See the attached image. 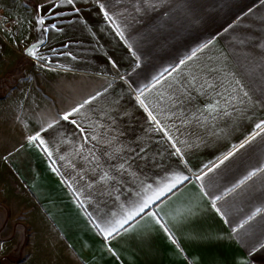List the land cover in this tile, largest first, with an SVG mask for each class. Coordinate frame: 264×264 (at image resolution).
Returning <instances> with one entry per match:
<instances>
[{"label":"crops","instance_id":"crops-1","mask_svg":"<svg viewBox=\"0 0 264 264\" xmlns=\"http://www.w3.org/2000/svg\"><path fill=\"white\" fill-rule=\"evenodd\" d=\"M100 3L121 25L123 39ZM39 4L51 6L0 0V115L9 126L0 153V264H264V215L240 228L264 208V173L226 195L264 168V131L256 128L264 121V103L256 98L264 96L257 91L252 103L229 106V115L221 111L215 119L196 118L212 97L195 92L191 102L171 108L166 123L183 141L176 145L182 156L153 130L136 99L141 89L146 103L160 100L158 89L166 99L168 84L202 67L222 70L212 74L221 92L230 90L232 74L264 78V0H76L79 13L65 4L56 9L64 15L45 17L62 29L47 33L36 23ZM8 17L20 25L2 31ZM34 44L50 62L27 55ZM161 73V84L152 87ZM94 96L69 121L60 119ZM38 131L51 157L28 141ZM176 175L190 179L150 208L175 243L151 216L137 217L130 231L107 240L95 227L120 219L133 202L152 195L149 185L161 188ZM204 192L223 197L217 207L224 215Z\"/></svg>","mask_w":264,"mask_h":264},{"label":"snow or ice","instance_id":"snow-or-ice-1","mask_svg":"<svg viewBox=\"0 0 264 264\" xmlns=\"http://www.w3.org/2000/svg\"><path fill=\"white\" fill-rule=\"evenodd\" d=\"M51 6L49 7L46 4H39L36 8L37 13V21L36 23L41 26L43 31L47 33L50 29L54 31H62L57 25V23H52L50 25L46 24L45 17L49 19H55L56 17L62 16L65 13L59 12L56 9L62 7L63 5H72L73 10L75 13H79L81 10L75 7L76 0H60V3L57 4L54 0H49ZM99 2V0H97ZM146 2V0H145ZM137 12L141 11L139 7L135 9ZM99 11H101L104 15V18L113 25L116 33L123 39L124 38V30L122 29L121 25L117 22V19L114 18L112 15L109 14V11L106 10V5L103 3L99 4ZM231 27V25H229ZM224 31H228L227 28ZM127 43V41H125ZM243 42V41H241ZM44 40L41 39L39 44H43ZM209 46L208 43H205L200 48L194 50L190 56L186 59L180 61V65H186L187 61L193 60L197 57V52H201L204 48ZM129 49H132V44H128ZM133 55L136 53L133 52ZM27 55L37 58L43 59L46 62H50L47 58L38 55L37 45H32L31 48L27 50ZM42 67L44 65H41ZM138 66V65H137ZM177 68H173L171 72H168L165 69V72H168V75L171 76L172 72H176ZM221 69H217L215 67H202L199 71L191 72L190 79H177L175 84H168V87L172 89V92L169 96L165 99L164 93L157 90V95L160 97L155 104H151V102L146 103L148 97L145 95L146 89H141L140 94L136 97L139 101L140 105L144 107L145 111L148 112V117L155 125L153 130L162 132L164 136L167 138L168 141L172 143L173 148L175 149V154L178 156H182V151L179 147H177V143H183V141H179L173 134L172 129L175 125H169L166 123L167 120L171 119V116L165 115L166 112H170L171 108H174L176 105H183L186 102H191L193 99V93H197L198 95L209 96L212 97V101L207 103L203 109H198L200 116L196 117L200 119L207 120L210 116L212 119L216 118V115L223 111L224 115H229L228 112L229 106L235 109L237 103L239 104H249L252 103V97L255 95L257 91L260 92L261 96H264V78H261L259 81L248 80L245 81L244 78H237L235 74H232V83L230 85V90L225 89L223 92L219 91L218 89L221 87L219 83H217L219 77L213 76V73L221 72ZM227 75V74H226ZM164 78V73H161L160 76L154 79L152 87L161 84V79ZM161 87H163L161 85ZM251 93V94H250ZM100 94L98 93L97 96ZM97 97H91L89 100H85L84 103L78 105L71 109V111L64 113L60 119L64 121H69L71 117L75 116L77 113L80 112L81 109L85 107V105L90 104L92 100H95ZM258 102L264 103V100H261L260 97L256 98ZM160 101H164L163 105H161ZM169 102H171V107H169ZM150 106L153 110H150ZM204 113H207L208 116H204ZM72 124L76 125L78 128L81 126L77 123L75 119H71L70 121ZM54 123H49L47 128H53ZM257 129L264 131V121H261L256 125ZM177 131L179 129H176ZM41 131H47V129H42ZM84 129L81 128V132ZM259 135V133H257ZM88 137H85L87 141ZM95 139V137H92ZM251 139H255V136L251 137ZM28 141L33 144H38L42 147L43 151L47 153L49 157L52 156V152L49 151L48 147L46 146L45 140L41 137V132H37L35 135H31L28 137ZM247 142V141H246ZM240 148L244 147V144L239 145ZM233 155V153H229L228 155L223 157V160L229 159V157ZM63 159V157H61ZM221 160V163H223ZM121 168H124V164L120 165ZM55 171V169H53ZM264 173V168H257L254 171L249 172L242 180L239 181L238 184L235 185L233 188H229L226 192L227 194H231L232 192L236 191V189L240 188L242 185H245L248 181L252 180L253 177H256L258 174ZM107 176V174H105ZM190 177L176 175L172 178V182L164 185L161 188L152 189L151 185L148 186L147 191H150L152 195H146L144 198L140 199L137 202H133L129 208L124 209V212L120 219L115 221H109L104 225L100 223H96L95 227L99 230V232L104 235L105 239L112 238L114 236H118L123 230L124 232H128L132 229L134 223H138L137 217L143 219L144 216H151L152 219L155 221V224L159 225L165 232L169 233V238L173 240L175 243L174 236L170 233L168 226L163 222L162 217H160L158 212L150 211L151 206L154 203L161 199V197H166L167 193H171L173 189H177V186L182 184L184 181L189 180ZM197 179H202V177H197ZM205 196H210V202L213 209H215L218 213H221V209L217 207V201H220L223 197L219 195L211 196L210 193L204 192ZM148 209L149 211H146ZM143 214V215H142ZM224 215V213H221ZM264 215V208H256L249 216L248 219L244 221V224L240 225V228H243L245 224H248L250 221L254 220L256 216ZM238 231V229H237ZM246 234V233H245ZM254 247V245H253ZM261 248H264V244L260 245ZM241 264H246V262H241Z\"/></svg>","mask_w":264,"mask_h":264},{"label":"rangeland","instance_id":"rangeland-1","mask_svg":"<svg viewBox=\"0 0 264 264\" xmlns=\"http://www.w3.org/2000/svg\"><path fill=\"white\" fill-rule=\"evenodd\" d=\"M1 122L3 123V126H1ZM8 130H9V126H5L3 117H1L0 115V153H3L5 148L7 147L6 136L8 135Z\"/></svg>","mask_w":264,"mask_h":264},{"label":"built area","instance_id":"built-area-1","mask_svg":"<svg viewBox=\"0 0 264 264\" xmlns=\"http://www.w3.org/2000/svg\"><path fill=\"white\" fill-rule=\"evenodd\" d=\"M20 25V21L14 17H8L1 23V29L3 31H12L17 29Z\"/></svg>","mask_w":264,"mask_h":264}]
</instances>
